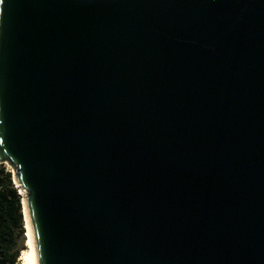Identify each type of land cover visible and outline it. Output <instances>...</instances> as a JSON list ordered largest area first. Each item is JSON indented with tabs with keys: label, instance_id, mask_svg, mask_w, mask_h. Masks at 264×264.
I'll return each instance as SVG.
<instances>
[{
	"label": "water",
	"instance_id": "95a60500",
	"mask_svg": "<svg viewBox=\"0 0 264 264\" xmlns=\"http://www.w3.org/2000/svg\"><path fill=\"white\" fill-rule=\"evenodd\" d=\"M0 164L35 264H264V0H0Z\"/></svg>",
	"mask_w": 264,
	"mask_h": 264
},
{
	"label": "trees",
	"instance_id": "16d2710c",
	"mask_svg": "<svg viewBox=\"0 0 264 264\" xmlns=\"http://www.w3.org/2000/svg\"><path fill=\"white\" fill-rule=\"evenodd\" d=\"M12 172L0 164V264H19L25 249L22 195Z\"/></svg>",
	"mask_w": 264,
	"mask_h": 264
},
{
	"label": "bare ground",
	"instance_id": "6f19581e",
	"mask_svg": "<svg viewBox=\"0 0 264 264\" xmlns=\"http://www.w3.org/2000/svg\"><path fill=\"white\" fill-rule=\"evenodd\" d=\"M22 194L24 195L23 192ZM26 228H27L26 250L24 249L25 251L22 252V256L19 258V260H21L22 264H35L34 241L27 222H26Z\"/></svg>",
	"mask_w": 264,
	"mask_h": 264
},
{
	"label": "rangeland",
	"instance_id": "374dc122",
	"mask_svg": "<svg viewBox=\"0 0 264 264\" xmlns=\"http://www.w3.org/2000/svg\"><path fill=\"white\" fill-rule=\"evenodd\" d=\"M7 168L10 170V171H12V169L9 167V166H7ZM19 192H20V194L22 195V197L23 196H25V192H24V190L22 189V188H20V190H19ZM22 192L24 193V195L22 194ZM25 227V226H24ZM27 231L25 230V233H24V246H25V250H26V238H27ZM25 250H23V251H25ZM22 251V252H23ZM22 252H21V254H20V257L22 256ZM21 262V260H19V264H22V262Z\"/></svg>",
	"mask_w": 264,
	"mask_h": 264
}]
</instances>
